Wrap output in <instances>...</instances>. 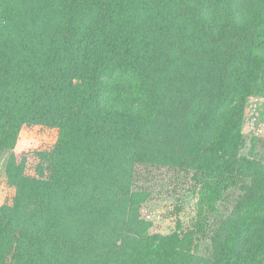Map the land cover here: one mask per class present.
<instances>
[{"label":"trees","instance_id":"1","mask_svg":"<svg viewBox=\"0 0 264 264\" xmlns=\"http://www.w3.org/2000/svg\"><path fill=\"white\" fill-rule=\"evenodd\" d=\"M179 2L184 0H75L65 14L44 9V0H39L38 9L15 6L19 17L33 24L37 33L56 25L63 28L65 34L58 42L63 47V63L48 78L45 66L49 59L44 52L28 47L16 55L0 49V150L15 146L25 121L54 123L60 135L51 150L38 153L39 177L15 180L10 172L18 194L13 205L0 209V264H92V257L106 261L109 255L111 259L117 255L121 264H194L200 249L196 239L209 227L207 214L217 212L226 192L236 185L234 167L248 168L247 156L236 162L234 148L243 139V123L238 121L230 131L227 128L233 121L212 130V139L221 144L209 157L190 163L198 180L193 190L197 205L193 228L183 230L184 223L178 220L170 231L152 232L148 221L138 225L133 216L126 219L117 211L130 202L133 210L143 200L134 190L131 165L136 160L149 161L154 153L150 146L140 145L143 136L138 117L146 103L147 87L154 86L153 94H157L159 80L161 89L168 87L170 70L160 54L167 41H174L170 48L175 61L174 90L180 96L184 93L190 122L200 124L201 115L208 112L206 90L200 86V92L190 89L195 84L183 82L180 71L190 74L192 70L195 76L212 57V49L224 54L229 48L226 84L234 103L239 100L245 108L250 99L264 95V90L256 88L259 81L261 86L264 83V57L257 54L251 29L245 27L253 16L250 7L240 8L227 19H244L237 38L234 25L225 19L229 13L224 11V21L217 26L193 21L185 33L176 32L185 23L179 19ZM2 4L0 0V11ZM105 15L111 17L118 40L110 54L100 52L95 43ZM3 22L5 17L0 15V27ZM22 58L41 66L37 68L45 69L44 73L36 76L38 69ZM125 66L129 67L127 75L106 79L107 73ZM256 147L254 137L250 154H255ZM260 169L264 176V167ZM262 212L264 205L257 211ZM97 215H103V226L113 230L109 238L90 236ZM261 232L251 254L238 253L230 244L217 264H264V228Z\"/></svg>","mask_w":264,"mask_h":264},{"label":"rangeland","instance_id":"2","mask_svg":"<svg viewBox=\"0 0 264 264\" xmlns=\"http://www.w3.org/2000/svg\"><path fill=\"white\" fill-rule=\"evenodd\" d=\"M2 2L1 6L4 8L0 11V15L5 17L6 23L3 22L0 27V49L21 55L28 47H32L36 52H44L49 59V65L45 66L49 69H44L48 78L52 71L59 72L63 63V47L58 42L62 41L65 34L63 28L56 25L42 33H37L33 30V24L23 20L15 12V6H20L22 8L20 10H24L27 5L30 8L36 6L38 9L39 0H2ZM44 3V9L65 14L64 12L72 8L75 0H44ZM180 6L179 19L185 23L182 31L176 32L181 33H185L193 21L203 25H211L215 22L217 26L224 21L221 18L222 11L229 13L225 18L227 20L240 8L250 7L253 16L246 25L239 15L236 16L241 20L238 19L236 22L227 20V22L234 25L237 38L243 32L244 25L251 29L250 37L255 41L253 46L257 54L264 57V0H184ZM205 17L209 22L204 20ZM248 37L245 40L250 42L251 38ZM117 42L111 17L105 15L102 17L95 42L97 49L102 53L110 54ZM173 42L167 41L160 54V58L164 60L162 64H167L170 70L171 79L166 81L168 87L161 89L162 81L159 80L156 84L159 88L157 94H153L151 90L154 86H148L146 103L141 108L142 116L138 117L139 120L141 119V136H143L140 145L145 148L150 146L149 148L154 151L153 155H149V161L136 160L131 165L134 169V190L141 193L143 200L133 206V210H130L132 204L130 202L127 206H119L117 211L126 219L133 216L131 219L134 218L138 225L145 220L148 221L151 223L152 232L170 231L178 220L183 221V230L193 228L197 213L196 194L193 190L198 186V180L194 172L189 169L190 163L199 158L209 157L213 148L221 144L212 139L210 135L212 130L233 121L227 128L230 131L241 120L243 124L240 130L243 139L234 144L238 153L235 158L238 162L242 156H247L248 168L243 169L237 165L234 167L236 185L229 189L225 198L219 202L218 211L207 214L209 227L196 239L200 249L194 264H217L228 245L234 244L238 253L249 255L261 239L264 212L258 214L257 211L264 205V176L260 173V168L264 167V95L250 99L245 108H241L239 100L238 103H234L231 97L232 89L226 84L225 79L229 48L224 54L220 49H212V57L207 58L206 63L201 65L203 68L201 71L196 70L195 76L192 70H189L190 74L187 70L179 73L180 78L184 79L183 82L195 84L190 89L200 92L199 86L205 88V95L208 98L206 102L208 112L201 115L200 124L190 122L187 114L188 101L183 97L184 93L180 96L174 90L175 61L173 62L170 56ZM236 46L239 47V44L237 43ZM22 61L29 67L34 66L38 69L36 76L44 73V70L37 68L41 67L38 64L25 62L23 58ZM127 73H129L128 66L116 67L107 73L106 79H117ZM139 75L143 78V74ZM256 86L257 89L264 90V83L261 86V81ZM59 135L60 129L54 123L25 121L20 127L15 146L0 150V209L13 205L18 194V187L10 172L15 180L21 176L39 177L37 172L41 160L38 153L51 150L58 142ZM223 137L224 141L228 139L227 132ZM254 137L257 140V147L255 154L252 155L250 149ZM96 218L97 225L90 236L95 234L100 240L103 235L108 238L112 236L111 227L103 226V215H97ZM131 233L134 231H130ZM119 243L121 239H118L117 244ZM100 245H103V242ZM98 258L100 257H92V264H113L112 262L121 264V258L117 255L113 259L110 255L107 256L106 261Z\"/></svg>","mask_w":264,"mask_h":264}]
</instances>
